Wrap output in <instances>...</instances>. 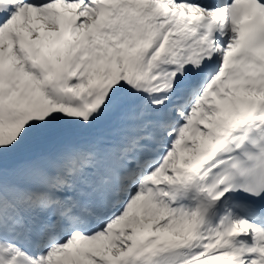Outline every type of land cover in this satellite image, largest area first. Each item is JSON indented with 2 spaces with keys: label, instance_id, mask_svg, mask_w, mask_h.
Returning <instances> with one entry per match:
<instances>
[{
  "label": "snow or ice",
  "instance_id": "obj_1",
  "mask_svg": "<svg viewBox=\"0 0 264 264\" xmlns=\"http://www.w3.org/2000/svg\"><path fill=\"white\" fill-rule=\"evenodd\" d=\"M0 264H264V0H0Z\"/></svg>",
  "mask_w": 264,
  "mask_h": 264
}]
</instances>
